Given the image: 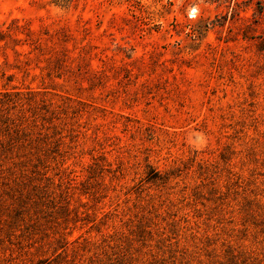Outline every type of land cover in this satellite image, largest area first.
<instances>
[{"label":"rangeland","instance_id":"obj_1","mask_svg":"<svg viewBox=\"0 0 264 264\" xmlns=\"http://www.w3.org/2000/svg\"><path fill=\"white\" fill-rule=\"evenodd\" d=\"M0 264H264V0H0Z\"/></svg>","mask_w":264,"mask_h":264}]
</instances>
